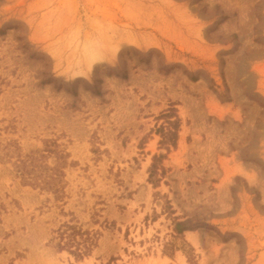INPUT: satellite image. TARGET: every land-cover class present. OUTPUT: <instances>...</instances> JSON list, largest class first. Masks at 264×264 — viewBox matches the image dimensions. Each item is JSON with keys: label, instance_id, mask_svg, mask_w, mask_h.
<instances>
[{"label": "rangeland", "instance_id": "obj_1", "mask_svg": "<svg viewBox=\"0 0 264 264\" xmlns=\"http://www.w3.org/2000/svg\"><path fill=\"white\" fill-rule=\"evenodd\" d=\"M0 264H264V0H0Z\"/></svg>", "mask_w": 264, "mask_h": 264}, {"label": "trees", "instance_id": "obj_2", "mask_svg": "<svg viewBox=\"0 0 264 264\" xmlns=\"http://www.w3.org/2000/svg\"><path fill=\"white\" fill-rule=\"evenodd\" d=\"M69 229L72 230V235L69 234L68 237H69V236H73V237H75V236H77V235L79 234L78 231L75 230V227H69ZM71 241H73L72 243H74V240H73V239H71ZM85 242H86V243H89L90 240H89V239H86ZM90 244H91V242H90ZM90 244H89V245H90ZM58 247L61 249V248H64L65 245H61V246L58 245Z\"/></svg>", "mask_w": 264, "mask_h": 264}]
</instances>
